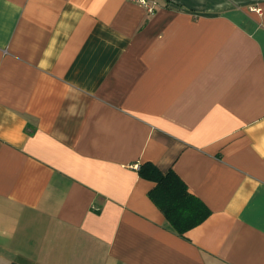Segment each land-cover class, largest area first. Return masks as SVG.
I'll return each mask as SVG.
<instances>
[{"label":"crops","instance_id":"obj_1","mask_svg":"<svg viewBox=\"0 0 264 264\" xmlns=\"http://www.w3.org/2000/svg\"><path fill=\"white\" fill-rule=\"evenodd\" d=\"M154 1L0 0V264H264V0Z\"/></svg>","mask_w":264,"mask_h":264},{"label":"trees","instance_id":"obj_2","mask_svg":"<svg viewBox=\"0 0 264 264\" xmlns=\"http://www.w3.org/2000/svg\"><path fill=\"white\" fill-rule=\"evenodd\" d=\"M138 171L142 177L155 182L148 193L149 197L176 233L183 235L210 214L209 207L188 191L183 180L172 169L162 173L155 165L145 162Z\"/></svg>","mask_w":264,"mask_h":264},{"label":"built area","instance_id":"obj_3","mask_svg":"<svg viewBox=\"0 0 264 264\" xmlns=\"http://www.w3.org/2000/svg\"><path fill=\"white\" fill-rule=\"evenodd\" d=\"M129 1L142 5L148 12H152L156 6V2L154 0H129Z\"/></svg>","mask_w":264,"mask_h":264}]
</instances>
